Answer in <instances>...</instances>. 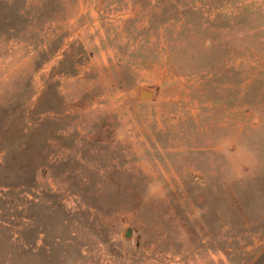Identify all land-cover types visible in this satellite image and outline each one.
Returning <instances> with one entry per match:
<instances>
[{
    "label": "rangeland",
    "instance_id": "obj_1",
    "mask_svg": "<svg viewBox=\"0 0 264 264\" xmlns=\"http://www.w3.org/2000/svg\"><path fill=\"white\" fill-rule=\"evenodd\" d=\"M0 264H264V0H0Z\"/></svg>",
    "mask_w": 264,
    "mask_h": 264
},
{
    "label": "water",
    "instance_id": "obj_2",
    "mask_svg": "<svg viewBox=\"0 0 264 264\" xmlns=\"http://www.w3.org/2000/svg\"><path fill=\"white\" fill-rule=\"evenodd\" d=\"M140 96L142 99H145V100L154 98L153 92H151L149 90H145V89L140 92ZM129 236H130V231H128V233H127V237H129Z\"/></svg>",
    "mask_w": 264,
    "mask_h": 264
}]
</instances>
